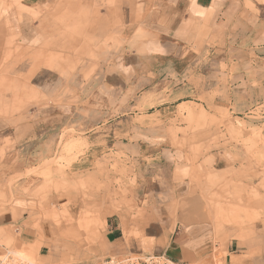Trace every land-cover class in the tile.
Returning a JSON list of instances; mask_svg holds the SVG:
<instances>
[{
    "label": "crops",
    "instance_id": "obj_1",
    "mask_svg": "<svg viewBox=\"0 0 264 264\" xmlns=\"http://www.w3.org/2000/svg\"><path fill=\"white\" fill-rule=\"evenodd\" d=\"M75 32L82 35L76 38ZM79 45L99 48L98 60L88 53L80 62H97L100 70L98 85L86 87L75 102L80 92L74 78L60 88L57 66L60 48ZM62 57L61 63L76 62L69 52ZM193 108L212 120L195 135L184 111ZM225 112L229 128L219 141L212 124ZM64 135L88 144L97 139L133 165L124 206L130 211H115L104 251L211 264L224 227L214 230L205 199L219 182L256 185L264 179V163L256 157H264V5L254 0H0V236L14 229L26 244L42 241L30 250L43 264H66L76 252L54 239L47 226L42 240L32 228L42 216L41 200L54 205L62 197L53 187L50 196H42L48 182L34 171L59 155ZM189 138H194L189 148L179 147ZM192 147L203 151L193 153ZM118 202L115 207H121ZM86 217L96 230L81 229L77 221L60 236L86 249L100 236L99 213ZM134 231L141 245L129 235ZM231 239L222 264L251 256L254 264H264L263 236L253 250Z\"/></svg>",
    "mask_w": 264,
    "mask_h": 264
},
{
    "label": "rangeland",
    "instance_id": "obj_2",
    "mask_svg": "<svg viewBox=\"0 0 264 264\" xmlns=\"http://www.w3.org/2000/svg\"><path fill=\"white\" fill-rule=\"evenodd\" d=\"M254 1L264 5V0ZM74 35L77 38V36L82 35V32H75ZM62 39L65 43L67 42L65 36ZM98 50V47H82V45L74 48H60V62L57 66L61 72L60 80L62 83H60V88L61 85L65 86L66 82L72 81L70 78H74L75 91L80 92L74 96L75 102L79 101L81 95L85 94L86 87L90 86L93 89L98 85L97 77L100 64L97 62H80L83 56L88 53H90L92 61L98 60V58H95L99 54ZM67 52L75 56V63H61L64 60L62 56ZM50 58L45 59V66H50ZM70 75L71 77L67 80ZM184 111L187 112V121L191 125L188 127V131L192 135L201 131V126L204 125V122L210 121L211 123L212 121L211 117L206 116L205 113H196L194 108ZM220 115L217 120L214 121L213 119L214 122L212 124L219 134V141L225 139L222 131L229 128L228 120L230 118L226 112L220 113ZM139 121L141 123L145 122L144 119H139ZM210 125H208V129L211 128ZM193 139L189 138L187 143L180 144L179 147L189 148V143ZM191 151L200 153L203 149L198 150L192 147ZM119 155L123 154L107 148L104 149L100 146L97 139H91L88 144L82 138L70 137L66 142L62 140L59 155L55 159L45 163L42 166V171H34V173L41 174L44 182H48V189L44 188L42 196H50V191L53 187L62 197H60L59 203L54 205L51 204L50 200H41L40 210L42 209V216L38 218L32 228L37 232L36 237H40L42 240V228L44 229L47 226L54 239L65 240L66 244L76 249L75 253H70L71 255L68 257L66 264H101L105 259L113 255L104 251L107 224L110 221L114 222L115 211H119V213L121 209L130 211L128 207L124 206L128 204L133 185V181H131L133 165L130 160H124ZM256 157L264 163L262 155H256ZM52 168L55 169L56 174L54 176V180H56L54 184H51ZM115 200L122 204L121 207L114 206ZM205 203L207 213L210 215L211 220L214 221V230L216 231V226L224 227L222 228V235L218 239L221 247L215 250L214 255L211 256V264H222L220 260L227 255L226 245L232 240L231 238L237 239L251 250L258 246V237L260 235L264 237V179L260 184L256 185H244L242 182L233 183L231 181L219 182L214 187L213 194L205 199ZM93 212L99 213L98 231L100 236L96 240L90 241L86 249L85 247H79L64 235L63 237L60 236L59 232L69 223H76L80 218L85 219L88 214ZM129 217H131V213ZM228 219L234 222L230 224ZM88 220L93 225L92 217ZM217 220L220 221V225L216 224ZM224 221L225 223L223 224ZM92 227L91 229L96 230V226L94 227L93 225ZM12 231L14 233V229ZM13 233L0 236V255L6 251H11L34 264H43L40 262L39 254L35 256L34 252L30 250L35 246H41L42 241L33 245L26 244L17 236H14ZM137 234L134 231L129 235H135L136 241H138L136 245H141L139 244L141 240L138 239L139 234L138 237ZM122 255L146 256L144 254L131 253ZM251 257L243 258L242 261L233 259L232 264H254L256 261Z\"/></svg>",
    "mask_w": 264,
    "mask_h": 264
},
{
    "label": "built area",
    "instance_id": "obj_3",
    "mask_svg": "<svg viewBox=\"0 0 264 264\" xmlns=\"http://www.w3.org/2000/svg\"><path fill=\"white\" fill-rule=\"evenodd\" d=\"M0 264H34L18 254L6 251L0 255ZM101 264H179L170 260L166 256H145L137 257L134 255L111 256L105 259Z\"/></svg>",
    "mask_w": 264,
    "mask_h": 264
},
{
    "label": "bare ground",
    "instance_id": "obj_4",
    "mask_svg": "<svg viewBox=\"0 0 264 264\" xmlns=\"http://www.w3.org/2000/svg\"><path fill=\"white\" fill-rule=\"evenodd\" d=\"M67 139H68V138H67L66 135H64V136L62 137V140H64L65 142L67 141ZM88 219H89V218H87V217H86L85 219L80 218L79 221L77 222L78 227L81 228V229H82V228H88V229H89L90 227L93 228V227H92V226H93L92 223H90ZM35 254H36V253H35ZM54 260H55V259H54Z\"/></svg>",
    "mask_w": 264,
    "mask_h": 264
}]
</instances>
